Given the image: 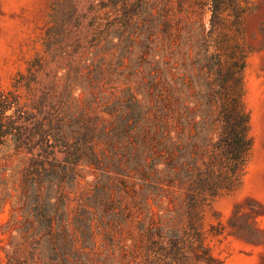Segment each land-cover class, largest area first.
I'll use <instances>...</instances> for the list:
<instances>
[{"label": "trees", "instance_id": "1", "mask_svg": "<svg viewBox=\"0 0 264 264\" xmlns=\"http://www.w3.org/2000/svg\"><path fill=\"white\" fill-rule=\"evenodd\" d=\"M249 9L92 0L74 49L48 30L43 55L0 86V158L15 162L0 165L6 264H222L211 243L225 227L207 217L253 147Z\"/></svg>", "mask_w": 264, "mask_h": 264}, {"label": "rangeland", "instance_id": "2", "mask_svg": "<svg viewBox=\"0 0 264 264\" xmlns=\"http://www.w3.org/2000/svg\"><path fill=\"white\" fill-rule=\"evenodd\" d=\"M91 6L92 0H0L1 88L9 87L37 54L43 55L48 30L54 28L58 46L74 49L73 40L86 35H78L77 29L79 23L90 22L81 17L89 16ZM249 7L242 20L241 44L246 53L243 103L250 116L253 147L240 187L217 199L207 217L208 224L221 222L225 227L224 235L211 243L222 264H264V0H249ZM3 158L2 166L15 163ZM90 181L91 176L80 181L81 186ZM10 216L7 203L0 212V264H6L12 240L3 230Z\"/></svg>", "mask_w": 264, "mask_h": 264}]
</instances>
